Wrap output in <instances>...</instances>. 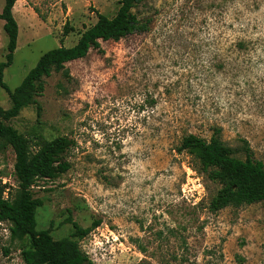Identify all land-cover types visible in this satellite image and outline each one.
Masks as SVG:
<instances>
[{
    "label": "rangeland",
    "instance_id": "1",
    "mask_svg": "<svg viewBox=\"0 0 264 264\" xmlns=\"http://www.w3.org/2000/svg\"><path fill=\"white\" fill-rule=\"evenodd\" d=\"M5 0H0V14ZM120 0H18V47L4 81L14 91L48 51L77 44L98 14ZM150 30L103 42L46 78L35 106L6 122L34 141L68 137L71 169L38 180L37 231L80 242L91 264H264V202L208 206L220 185L177 147L194 134L221 139L264 164V0H145L135 10ZM0 20V63L8 43ZM66 24L72 29L64 37ZM63 43H61V39ZM242 46V47H241ZM0 106L11 107L0 87ZM16 157L0 139V190H15ZM6 195V193H5ZM0 224V264H26L25 242Z\"/></svg>",
    "mask_w": 264,
    "mask_h": 264
},
{
    "label": "trees",
    "instance_id": "2",
    "mask_svg": "<svg viewBox=\"0 0 264 264\" xmlns=\"http://www.w3.org/2000/svg\"><path fill=\"white\" fill-rule=\"evenodd\" d=\"M17 1L5 0L0 14L8 38L5 60L0 63V87L11 101L8 110L0 106V139L15 153L14 174L17 182L15 190L7 186L0 190V224H10L11 242H25L22 257L26 264H91L80 242L99 227L101 221L94 222L89 228H82L69 217L67 223L73 226L74 232L71 237L60 240L53 239L51 228L43 231L36 229L37 209L44 202L35 198L33 188L38 180H55L71 169L65 156L74 147V140L68 137L47 140L37 135L32 141L6 122L17 118L31 106L36 107L40 119L38 98L45 90L46 78L51 77L53 72L64 71L66 64L85 58L91 50H100L103 42H118L134 34L147 33L151 20L139 16L135 11L145 0H120V7L113 18L98 14L97 23L82 33L75 46L67 48L61 45L45 53L21 85L11 91L4 81V73L13 64L18 47L19 26L13 13ZM71 31L66 24L64 37ZM177 152L192 156L199 173L220 185L208 206L210 212L218 213L229 207L240 208L264 202V164L253 159L246 141L241 148L244 158L237 157V152L226 145L221 139L220 130L209 141L194 134L183 137Z\"/></svg>",
    "mask_w": 264,
    "mask_h": 264
},
{
    "label": "crops",
    "instance_id": "3",
    "mask_svg": "<svg viewBox=\"0 0 264 264\" xmlns=\"http://www.w3.org/2000/svg\"><path fill=\"white\" fill-rule=\"evenodd\" d=\"M13 13H14V10H13ZM5 23V22H4ZM4 25V24H3Z\"/></svg>",
    "mask_w": 264,
    "mask_h": 264
}]
</instances>
